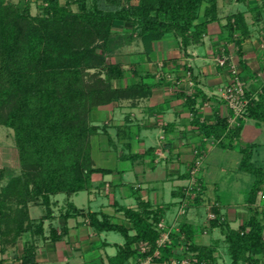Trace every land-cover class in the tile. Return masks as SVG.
<instances>
[{
  "label": "crops",
  "instance_id": "obj_1",
  "mask_svg": "<svg viewBox=\"0 0 264 264\" xmlns=\"http://www.w3.org/2000/svg\"><path fill=\"white\" fill-rule=\"evenodd\" d=\"M27 2L33 9L42 6L43 0ZM209 7L203 4L197 20V24L206 23L204 34L188 46L171 33L154 42L149 54L141 42L134 41L115 55L119 62L112 57V63L124 70L122 78L114 79V87L126 89L141 80L149 95L97 107L94 125H103L104 131L92 140V167L98 171L90 185L76 194L52 196L51 208L42 202L30 205L32 220L43 221V232L28 235L37 247V264H139L147 257L143 246L150 244L130 241L137 236L133 213L146 216L154 228L163 222L172 229L168 248L174 254L167 259L165 248L161 249L164 259L156 258L155 264H175L186 258L197 263L199 252H191L192 247L213 251L215 264H232L229 248L226 251L221 244H227L223 230H239L248 221L245 198L255 177L240 163V172L230 179V170L218 156L231 153L240 162L241 149L251 147V166L264 169V163H255L259 150L264 151V122L238 120L240 135L231 141L226 136L221 141L209 136L204 127L229 125L233 113L220 91L231 82L232 63L239 67L247 97L264 100V0H217L216 9ZM222 58H227L226 65L220 64ZM225 142L232 148H224ZM14 145L0 147V159L7 163L0 168V191L9 178L6 171L20 172ZM196 149L204 153V161L196 174L200 191L192 198L186 192ZM11 159L19 165H12ZM216 172L228 181L227 186L213 181ZM84 192L91 199L87 208L73 201ZM258 196L263 199L264 191ZM183 199L188 201L187 213L180 216ZM212 211L224 217V227L209 223ZM91 214L118 228L98 229ZM219 227L222 239L215 237ZM222 252L230 262L227 257L221 261Z\"/></svg>",
  "mask_w": 264,
  "mask_h": 264
},
{
  "label": "trees",
  "instance_id": "obj_2",
  "mask_svg": "<svg viewBox=\"0 0 264 264\" xmlns=\"http://www.w3.org/2000/svg\"><path fill=\"white\" fill-rule=\"evenodd\" d=\"M126 1L66 0L64 5L61 0H43L46 15L33 16L30 3L19 6L0 0V126L13 130L20 156V172H11L0 191V244L43 232V221L36 224L30 216L31 204L42 202L51 208L52 196L76 194L90 185L98 171L92 167L91 154L73 150L83 147L85 151L89 137L97 132L89 123L93 110L122 98L149 95L141 80L116 89L113 81L122 78L124 70L109 60L134 41L141 42L149 54L154 42L171 33L188 46L205 32L206 23L197 24L203 4L209 3L213 11L217 3L139 0V7H134ZM73 4L77 12L72 11ZM128 23L135 27L133 33L116 31V25ZM247 118L264 122L263 99L252 102ZM204 129L220 141L225 136L231 141L241 131V127L230 129L226 122ZM222 145L232 148L231 143ZM250 150L241 149L242 169L255 177L247 201L250 217L239 230H223L232 264H264V208L258 205L264 169L251 166ZM131 216L137 236L130 241L147 242L146 256L153 255L160 234L146 216ZM91 219L98 229L118 228L99 222L97 215L91 214ZM223 224L214 221V225ZM168 247L163 250L167 259L174 254ZM36 251L34 242L28 241L22 264H37ZM190 251L199 252L196 264H215L210 249L192 247Z\"/></svg>",
  "mask_w": 264,
  "mask_h": 264
},
{
  "label": "rangeland",
  "instance_id": "obj_3",
  "mask_svg": "<svg viewBox=\"0 0 264 264\" xmlns=\"http://www.w3.org/2000/svg\"><path fill=\"white\" fill-rule=\"evenodd\" d=\"M7 1H9L10 3H12L14 5H19V6H20V3H23V4L30 3V2H27V0H7ZM61 2L65 5L66 0H61ZM126 2L128 3L129 6L139 7V0H128ZM44 6H46V4L44 5L42 3V6L37 5V6H35V8L33 7V9H31L33 16H35L37 14L39 16L46 15L45 12H44ZM71 9H72V11L77 12L78 6L76 4H73ZM115 29L117 31L124 29L123 30L124 32L133 33L135 27L131 23H128V25H126V26L125 25H121V24L120 25H116ZM113 58L115 59L116 62L120 61V59H118L117 56H115ZM113 58H111L109 61L114 62ZM123 61H121V62H123ZM94 72H96V70L91 71V73H94ZM99 106H103V105H99ZM99 106H97V107H99ZM97 107L95 109H97ZM95 109L93 110V112L90 115L89 123H90V126L95 127L97 129V132L92 134L91 137H89L90 138L89 139L90 143L87 144L85 151L83 150V147H81V148L77 147V148H75L73 150V152H75V153L82 152V154H83V152H86L89 155L91 154V157H92V140H93V137H95V135L99 134V132L104 131V128L102 129L103 125H101L100 127L94 125V123H95L94 120L96 119V114H98V111L95 110ZM94 113H96V114H94ZM10 134H11V136H10ZM14 144H15V137H14L13 130H11V129L7 128V127H4V126H0V147H13V146H15ZM90 149H91V151H90ZM250 151L253 154V150H250ZM222 154H224V156ZM222 154L218 156L219 157V162H223L224 161V167H226V169L230 170L229 171V175H227V176H229V178L231 179V178L235 177L238 174L237 172H240L239 171V164L240 163L243 164V162H242L243 160H241L239 162V160H237V158H235L236 156L231 154V153H229L228 155H226L227 153H222ZM242 157H244V154L242 155ZM242 159H244V158H242ZM262 160H264V151L263 150H259L258 155H256V157H255V161H256L255 163L257 165H261V163H264V162H262ZM11 161H12V159H11ZM12 162H10L12 165L13 164L15 166L19 165L18 164V160H16V163H14V162L12 163ZM4 163L7 164L6 161L3 162L0 159V168L3 167ZM89 165H90V163H89ZM10 173H11L10 171L9 172L6 171V174H7L6 176L9 177ZM225 177H226V175H225ZM248 178H250V177L248 176ZM212 179L216 183H221L222 186H224V185L227 186L228 185V181H226V179H222V176L219 175L218 172H216L214 175H212ZM209 187H210V185H209ZM223 188L225 189V187H223ZM261 189H262V191H264V185L262 186ZM210 191H211V194H210L211 198H214L213 189H210ZM250 192H251V190L248 193L250 194ZM197 194H199V192H197L196 195ZM249 194L246 195L245 199L249 198ZM241 197L242 196H239V198H241ZM262 198L263 199L259 198V196H258L259 207H260V209L263 210V208H264V197L262 196ZM89 200H91L90 196L86 192L80 193L79 195L73 197V201H74V203L76 205H79L80 203H84L85 208L89 207ZM246 203L247 202H245V204ZM244 209H245L244 213H247V215L250 217V211L248 210V208H244ZM204 216H206L205 213H204ZM209 223H214V221L209 219ZM215 237L218 238V239H222V231H221L220 227L217 228V230H215ZM28 241H30L28 239V235L27 236L23 235L21 238H19L16 241V243H9L7 245L0 244V264H18L20 262V260H21V256L23 255L24 247L28 243ZM171 241H172V238H171ZM221 244L224 245V247H225V249L227 251V248H226V247H228L227 244L225 242H222ZM169 245H171V243ZM224 255H225V252H222L221 253V261L222 262L226 261V257H227L228 262H230V258L228 256V254H227L226 257ZM262 262L264 263V257L262 258ZM174 263L178 264V261H174Z\"/></svg>",
  "mask_w": 264,
  "mask_h": 264
},
{
  "label": "built area",
  "instance_id": "obj_4",
  "mask_svg": "<svg viewBox=\"0 0 264 264\" xmlns=\"http://www.w3.org/2000/svg\"><path fill=\"white\" fill-rule=\"evenodd\" d=\"M226 62L227 58H222L220 60L221 65H226ZM230 71L232 74L231 82L220 91V95L233 113L232 117L229 119V128L233 129L241 127V124H237L238 120L241 121L247 119L248 109L254 100L248 98L246 95L245 86L240 78L239 67L236 63L231 64ZM195 155L197 157V160L195 162V167L192 170V177L186 192L188 195L192 196V198H194L195 194L200 191L196 185L198 181L196 178V174L201 169L204 161V153L201 150L196 149ZM180 203L181 205L179 209V215L183 216L187 213L188 201L187 199H183ZM209 219H211L212 221H224L223 216H218L213 211L209 214ZM155 229L160 234V238L157 242L158 249L153 255H149L145 259L141 260L139 264H155V259L161 258V249L166 247L168 244L172 243V229L166 228V225L163 222L157 223ZM149 250V245L143 246L144 253H147ZM178 264H196V262L194 263L193 260L186 258L179 261Z\"/></svg>",
  "mask_w": 264,
  "mask_h": 264
}]
</instances>
